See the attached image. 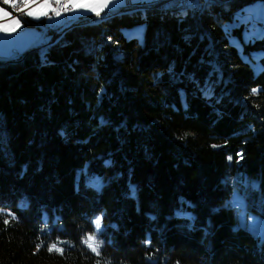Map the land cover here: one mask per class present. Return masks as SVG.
Returning <instances> with one entry per match:
<instances>
[{
	"label": "trees",
	"instance_id": "16d2710c",
	"mask_svg": "<svg viewBox=\"0 0 264 264\" xmlns=\"http://www.w3.org/2000/svg\"><path fill=\"white\" fill-rule=\"evenodd\" d=\"M254 1L129 10L0 59V264H264L226 178L264 199V35L224 28Z\"/></svg>",
	"mask_w": 264,
	"mask_h": 264
},
{
	"label": "rangeland",
	"instance_id": "374dc122",
	"mask_svg": "<svg viewBox=\"0 0 264 264\" xmlns=\"http://www.w3.org/2000/svg\"><path fill=\"white\" fill-rule=\"evenodd\" d=\"M232 16V20L226 22V25H224V28L227 31H229L232 27L240 26V24L243 23L244 25L241 31L242 38L245 41L248 39L254 40L255 38L264 35V5L262 1L256 0L252 3L245 4L242 8L235 11ZM144 27V23H139L132 28L124 29V33L127 37L136 36L140 41H142ZM41 44H43V39L39 41L38 46H41ZM252 57L256 58L255 53L252 54ZM244 59L253 66L255 71H258L261 68L258 62H251V60L246 56H244ZM100 170L105 171L103 177H100V175L95 172L91 173L87 165L84 167L81 174L82 177L80 178L82 180V191L96 194L102 190L103 186L109 179V174L105 170V164L99 166V171ZM226 178L230 182L229 185L231 188L228 205L234 209L238 225L246 228L255 237L262 240L264 238V199L261 200L260 197L257 196V183L252 180L249 181V178H245V176L237 178L232 173H229ZM259 199L262 205L261 207L258 206ZM254 207L258 209H255ZM178 211L179 210H176V212ZM183 214L189 218V221L192 224L194 221V213L191 210H185ZM102 217L103 214L98 213L92 218V222L95 227V232L92 235H95L97 240V234L102 228ZM97 219L101 220V228L99 231H97L95 226V221ZM45 264L50 263L47 262Z\"/></svg>",
	"mask_w": 264,
	"mask_h": 264
},
{
	"label": "snow or ice",
	"instance_id": "6c2138e0",
	"mask_svg": "<svg viewBox=\"0 0 264 264\" xmlns=\"http://www.w3.org/2000/svg\"><path fill=\"white\" fill-rule=\"evenodd\" d=\"M4 3L15 7L17 0H4ZM19 3L23 5V7L19 9L20 11L27 16L39 19L41 17L51 18L50 14H54L57 17L61 16L62 13L60 8H63L65 11H90L99 17L109 5L114 3V0H54V3L53 0H19ZM21 27L22 24L19 18L12 17L10 12L4 8H0V33L12 35ZM255 92L256 90L254 89L253 94H255ZM5 223H8V221H5ZM95 226L97 231H99L101 228L100 219L95 221ZM84 242L93 253L97 256L101 255L100 249L102 242L98 241L95 235L88 236ZM48 251H56L63 254L64 250L57 247L56 244H53L48 248ZM97 264H100L99 260Z\"/></svg>",
	"mask_w": 264,
	"mask_h": 264
},
{
	"label": "crops",
	"instance_id": "0c3cea01",
	"mask_svg": "<svg viewBox=\"0 0 264 264\" xmlns=\"http://www.w3.org/2000/svg\"><path fill=\"white\" fill-rule=\"evenodd\" d=\"M123 6H124V0H114V3L109 5V7L106 8L104 12L101 13V15L109 11H112L114 9L121 8ZM0 8H4L8 12H10L7 7L0 5ZM60 11L62 15L59 17L55 16L54 14H50L51 18L41 17L39 19H35L25 14L22 17H16L11 14L12 17L19 18L21 20L22 27L12 35L0 33V59L3 60L13 59L16 56L25 52L26 50L32 47H37L41 39H43V43L44 42L50 43L54 37V33H52L51 28L53 26L63 25L64 22V18H65L64 13L61 9ZM95 16L96 15L90 11H84V10L69 11V16L67 21L84 18V17H95ZM29 23H34V24L28 26L27 24ZM38 23L41 24L39 25Z\"/></svg>",
	"mask_w": 264,
	"mask_h": 264
},
{
	"label": "built area",
	"instance_id": "2783aa9c",
	"mask_svg": "<svg viewBox=\"0 0 264 264\" xmlns=\"http://www.w3.org/2000/svg\"><path fill=\"white\" fill-rule=\"evenodd\" d=\"M190 1H197V0H124V5L143 6V5H147V4H150V3H164V4H172V5L182 6V5L187 4ZM0 5L4 6V7H7L13 16L22 17L24 15V13L19 10L20 8L23 7V5L19 3V0H17V3H16L15 7L11 6L10 4H5L4 0H0ZM57 7H59V6H57ZM60 9L63 11L64 16H65L64 22H63V25H64L65 23L68 22L67 20H68V16H69V11H65L63 8H60ZM118 9H122V7L118 8ZM38 24L40 25L41 23H38ZM61 27H62V25L53 26L51 28V31H54V35H55L57 32H59ZM46 44H48V43L44 42L40 46V49L42 47H44V45H46Z\"/></svg>",
	"mask_w": 264,
	"mask_h": 264
},
{
	"label": "water",
	"instance_id": "95a60500",
	"mask_svg": "<svg viewBox=\"0 0 264 264\" xmlns=\"http://www.w3.org/2000/svg\"><path fill=\"white\" fill-rule=\"evenodd\" d=\"M121 13H125V12L119 11V9H114V10L109 11L103 15H100L99 17H97V16H95V17H84V18L70 20L67 23H65L64 25H62L59 32H57L54 35L51 43L56 42L62 35H64L72 27L98 23V22H101V21H104V20L110 18L111 16L118 15Z\"/></svg>",
	"mask_w": 264,
	"mask_h": 264
},
{
	"label": "bare ground",
	"instance_id": "6f19581e",
	"mask_svg": "<svg viewBox=\"0 0 264 264\" xmlns=\"http://www.w3.org/2000/svg\"><path fill=\"white\" fill-rule=\"evenodd\" d=\"M210 0H197V1H190L185 5L179 6V5H172V4H164V3H150L143 6H131V7H124L129 5H124L122 9H119V11L125 12L129 10H138V9H147L151 6H155L159 9H169V10H184V9H196L197 11L201 10L202 7H204ZM137 7V8H135ZM43 48V47H42Z\"/></svg>",
	"mask_w": 264,
	"mask_h": 264
}]
</instances>
